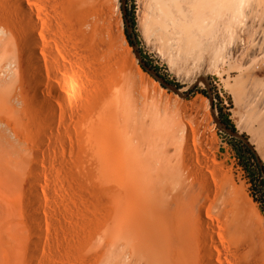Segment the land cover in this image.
<instances>
[{"label":"bare ground","instance_id":"1","mask_svg":"<svg viewBox=\"0 0 264 264\" xmlns=\"http://www.w3.org/2000/svg\"><path fill=\"white\" fill-rule=\"evenodd\" d=\"M156 2L145 31L164 27L160 40L165 44L186 35L197 40L199 34L212 45L220 74L232 68L228 54L244 67L264 55V0ZM0 5L5 14L0 18V92L6 100L16 80L27 94L43 98L41 87L53 88L52 81L43 82L45 75L55 78L67 65H77L80 74L93 79L91 131L103 144L96 162L106 208V264H258L261 233L246 221L238 186L221 178L223 172L220 177L217 162L198 145V132L192 131L191 140L192 134L148 120L110 74L96 67L100 53L113 47L114 8L108 0H0ZM146 40L152 44L151 36ZM257 72H264L263 65ZM259 85L253 83V89Z\"/></svg>","mask_w":264,"mask_h":264},{"label":"rangeland","instance_id":"2","mask_svg":"<svg viewBox=\"0 0 264 264\" xmlns=\"http://www.w3.org/2000/svg\"><path fill=\"white\" fill-rule=\"evenodd\" d=\"M108 3L114 8L109 22L113 47L103 50L105 56L99 52L103 61L95 66L110 74L112 83L148 120L192 134L189 139L198 132L195 139L217 162L220 177L224 173L221 178L238 186L246 221L261 233L258 264H264V169L251 178L231 144L239 140L248 145L264 167V102H257L264 101V72H257L264 68V55L244 67L228 54L232 68L220 74L212 45L199 34V41L186 35L165 44L160 40L164 27L145 31L156 0ZM0 13L1 18L4 11ZM153 43L163 47L161 54ZM67 66L57 78L45 75L43 82L52 81L54 89L46 82L43 98L27 94L18 80L8 100L0 92V150L5 151L0 156L10 159L7 164L0 158V264H106V208L102 168L96 162L103 144L91 131L94 84L77 65ZM253 83L260 90L253 89ZM219 101L235 131L219 121L214 106ZM49 104L56 109L51 111Z\"/></svg>","mask_w":264,"mask_h":264},{"label":"trees","instance_id":"3","mask_svg":"<svg viewBox=\"0 0 264 264\" xmlns=\"http://www.w3.org/2000/svg\"><path fill=\"white\" fill-rule=\"evenodd\" d=\"M131 19L133 21V24H135V17L134 12L130 14ZM129 38V37H127ZM170 84L179 87L180 84L175 81H169ZM201 93L206 95L205 90H201ZM217 98L221 100L218 95ZM219 103L214 104V106L217 109V115L219 121L225 125L226 127L230 128L232 131H235V127L231 119L229 118V114L225 111H223V107ZM232 142V141H231ZM233 146V150L235 151L236 157L238 159L239 164L251 175V178L255 177V175H259L260 171L264 169L263 166L259 165L258 159L255 156L254 152L251 150V148L246 145L245 143L235 140L231 143Z\"/></svg>","mask_w":264,"mask_h":264}]
</instances>
